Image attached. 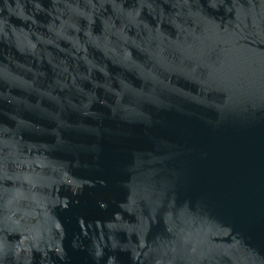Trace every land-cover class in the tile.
<instances>
[{"label":"water","instance_id":"obj_1","mask_svg":"<svg viewBox=\"0 0 264 264\" xmlns=\"http://www.w3.org/2000/svg\"><path fill=\"white\" fill-rule=\"evenodd\" d=\"M0 264H264V0H0Z\"/></svg>","mask_w":264,"mask_h":264}]
</instances>
